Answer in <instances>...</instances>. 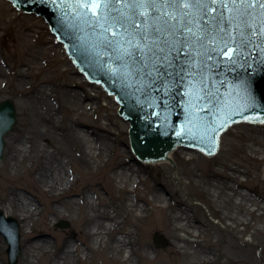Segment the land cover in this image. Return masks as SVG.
Wrapping results in <instances>:
<instances>
[{"label": "rangeland", "instance_id": "1", "mask_svg": "<svg viewBox=\"0 0 264 264\" xmlns=\"http://www.w3.org/2000/svg\"><path fill=\"white\" fill-rule=\"evenodd\" d=\"M0 15L3 17L0 23V62L1 67L10 73L0 76V101L13 99L18 111L17 123L6 135L4 156L0 162V208L21 224L22 251L17 264H22L23 250L28 245L23 234H27L26 227L31 224L35 233L49 237L53 252L65 247L66 244L62 245L63 237L67 241L75 240L80 245L78 259L73 257L70 264H264V124H234L222 134L219 152L211 157L198 150L179 147L173 151L171 161L143 164L133 152L126 127L128 122L119 115L115 97L109 95L101 84L90 82L79 72L45 18L22 12L9 0H0ZM18 32L24 38L22 46L17 42ZM19 68L27 74L23 81L12 76V72ZM13 80H21L24 90H36L42 86L50 88L53 104L58 106V103H62V108L54 113L58 121L64 119L65 123L71 124L79 119L97 136H111L110 157L101 159L99 169L95 160L89 167L91 173L86 171L88 167L73 165L77 179L73 191L81 192L84 196L93 190L98 196V207L107 205L112 210L122 203L129 206V195L136 198L137 204L146 205L144 211L134 207L127 214L119 212L118 231L105 235L102 244H96L97 249L89 251L87 259L84 248L88 244L86 231L91 216L87 204L68 202L63 198L62 202L68 209L50 225H45L47 216L54 218L56 215L51 213V199L36 185L31 174L36 153L27 152L30 156L24 157L17 152L15 159L11 158L18 146L30 145L27 138L32 136L35 126L34 106L28 96L15 92ZM66 89L82 95L88 93L92 97L90 102L93 107L89 111L79 107L72 93L64 96ZM52 149L51 146L47 147V150ZM8 160L17 163V168L12 167L6 175L4 163ZM121 160L141 167V179L136 184L125 181L124 175L113 171L115 164ZM160 187L167 193L168 206L163 211L161 206L164 202L158 201ZM213 187L218 189L217 196L213 195ZM16 190L32 198L42 210L31 221L22 219L19 213L9 209L5 198ZM179 208L181 216L184 214L190 223L199 227L198 238L194 239L187 226L185 229L178 227ZM226 212L236 217H229ZM242 215L249 219L244 224H237ZM62 220L69 222L70 227L57 226ZM216 220L226 227L221 228ZM231 220L235 221L236 227L228 224ZM122 230L132 233V244L129 246L133 248V253L128 261L126 252L117 254L113 249L108 253L103 250L111 247L114 235L124 234ZM156 231L166 236L167 245L156 244ZM179 235L189 237L181 250L177 249L176 237ZM215 241L220 246L214 256L207 257L205 250ZM240 241L246 242V251L250 249L249 241L256 244L252 262L247 252H224L223 245L230 243L233 250L241 248ZM7 248L8 241L0 232V264H9ZM152 253L156 259H153ZM40 261V264H46L45 258Z\"/></svg>", "mask_w": 264, "mask_h": 264}, {"label": "water", "instance_id": "2", "mask_svg": "<svg viewBox=\"0 0 264 264\" xmlns=\"http://www.w3.org/2000/svg\"><path fill=\"white\" fill-rule=\"evenodd\" d=\"M11 1L44 16L81 73L116 95L133 149L144 160L169 159L178 146L211 156L231 125L264 122V7L258 2L249 8L248 0ZM17 119L13 99L0 101V161ZM0 231L16 264L20 223L2 209ZM155 241L167 244L159 232Z\"/></svg>", "mask_w": 264, "mask_h": 264}, {"label": "bare ground", "instance_id": "3", "mask_svg": "<svg viewBox=\"0 0 264 264\" xmlns=\"http://www.w3.org/2000/svg\"><path fill=\"white\" fill-rule=\"evenodd\" d=\"M2 20L3 17L0 15V23ZM23 41V35L18 32V45L22 46ZM9 74L10 73L8 71L1 67L0 62V76H8ZM26 75L27 74H25L20 68L12 72L13 77L16 76L19 79L21 78L22 81ZM22 81L19 80L17 82L13 80V84L15 86L14 90L19 95L28 96L29 100L33 104L35 111V126L33 127L34 132L32 136L27 138L30 145L18 146V149L11 154V158L15 159L17 152L23 154L24 157L30 156L27 152L34 151L36 153L34 167L31 168V174L33 175V180L36 185L40 187L42 191H44L51 199V213L56 215L54 218L47 216L44 219L45 225H50L52 221L63 215L65 209H68L67 205L62 202L63 198L64 201L78 202V204L85 202L87 204L91 213L89 219L90 223L88 224L86 231L88 244L86 243L84 248L85 259H87L89 251L97 249L96 244H98V246L101 245L105 235L113 234L118 231V225L120 222V216H118L119 212L127 214V212L134 207H137L139 211H144L146 209V205L137 204L136 198L133 199L131 195H129V206L122 203L120 207L115 206V209L112 210L111 207L107 205L98 207L99 202H96L98 196L93 192V190H91V192H87L84 196L81 192L73 191V186L77 184L73 165L80 164L83 167H88L86 171L91 173L92 170L89 167L95 160L96 167L99 169L101 159L104 156L107 158L110 157V152L112 150L111 136L109 134L97 136L91 128H87L83 122L79 121V119L73 120V123L71 124L65 123L64 119L58 121L55 118L54 113L62 108V103H58V106L53 104L50 99L52 96V90H50V88H44L43 86L36 90H24ZM68 92L73 94L72 96L74 97V102L79 107L85 108L87 111L93 107V103L90 102L92 97H89L88 93L82 95L78 91H68V89H66L64 93L65 97L68 95ZM117 106L119 107V104H117ZM81 114H84V112ZM259 124L260 123L256 125ZM129 125V122L126 123V127H128V129ZM48 146L53 147V149L47 150ZM173 151L168 153V158L170 160L173 158ZM122 152H124V150H122ZM139 161L146 164L145 161L140 159ZM157 162L161 163L163 160ZM68 166L70 168H68ZM12 167L17 168V163L13 164L10 160L4 163L6 175L9 174ZM113 171L117 174L124 175L125 181H132L134 184L141 179V167H134L132 163H127L123 160L115 164ZM125 190L128 194V189L125 188ZM133 190L136 189L134 188ZM163 190L164 189H161V187L158 190L160 195L158 201L164 202L161 206L162 211L168 206L166 199L167 193ZM212 192L214 196L218 195V189L216 187L212 188ZM77 196H80L81 198H77ZM5 200L9 204L10 211L19 213L18 215L26 221H31L35 214H39L42 211L40 210L39 205H37L32 198L28 197L19 190L12 191L11 194L5 198ZM237 202L240 203V201ZM58 203H61V205H56ZM221 203L223 204L222 201ZM5 211L8 212V210ZM226 213L229 217H236L235 214ZM121 217L123 216L121 215ZM177 219L179 228L185 229V226H187V230L192 233L194 239L198 238L200 234L199 227L190 223L184 214L181 216V208L178 210ZM248 219L249 218H247V216L242 215L237 220V224H244ZM216 222L220 224V221L216 220ZM228 224L237 226L235 221L232 220L228 222ZM220 226L221 228L226 227L221 224ZM25 231H27V234H23V238L28 240V245L23 250L22 264H40V259L42 258H45L46 264H70L73 257L78 259V256L81 253L80 245L75 240L67 241V239L63 237L62 245L66 244L65 247L58 252H53V243L49 237L40 236L37 232L35 233L33 231V224H31L30 227H26ZM119 231L121 233L120 229ZM122 233L124 234L119 236L114 235L111 247H107V249L103 250L108 253L111 249H113L117 254L126 252V261H128L133 253V248L129 246L132 244V233L129 230H122ZM75 237L80 240L77 234H75ZM187 238H189L187 235H179L176 237L178 246H180H177L178 250H181V247L185 246L184 242H186ZM245 245L246 242H241V248H234L232 250L231 244L226 243L223 245V248L224 252H227L228 254L231 251L234 252L233 254H238L241 251L244 253L247 252L249 260L252 262V260H254V247L256 244L249 241L250 249L247 251L244 250ZM219 246L220 244L215 241L213 245L207 247L205 250L206 256H214ZM151 255L153 259H156L155 254L152 253ZM229 261L235 263L234 260Z\"/></svg>", "mask_w": 264, "mask_h": 264}, {"label": "snow or ice", "instance_id": "4", "mask_svg": "<svg viewBox=\"0 0 264 264\" xmlns=\"http://www.w3.org/2000/svg\"><path fill=\"white\" fill-rule=\"evenodd\" d=\"M134 3H140V2H143V0H133ZM147 2H150V3H155L156 0H147ZM175 2V0H174ZM202 2V0H192V3H195V4H200ZM235 2V0H234ZM240 2H245V0H240ZM258 2L260 4L261 7H264V0H248V6L249 8L252 7L253 3H256ZM156 31L158 32L159 29H156Z\"/></svg>", "mask_w": 264, "mask_h": 264}]
</instances>
